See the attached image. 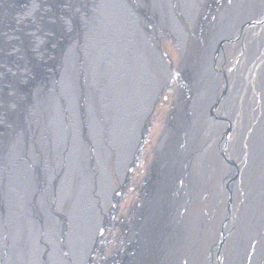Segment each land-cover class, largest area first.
<instances>
[{"label": "bare ground", "instance_id": "6f19581e", "mask_svg": "<svg viewBox=\"0 0 264 264\" xmlns=\"http://www.w3.org/2000/svg\"><path fill=\"white\" fill-rule=\"evenodd\" d=\"M123 1L131 11L129 24L121 22L110 33L106 29L116 20L112 15L115 0L102 8L104 43L112 49L115 61L111 62V81L101 95L103 114L90 107L94 113L91 138L97 153L90 158V148L79 138L83 134L79 116L73 115L77 118L72 131L74 144L61 137L60 141L63 151H73L76 174L66 182L61 177L64 171L56 172L66 182L57 193L63 199L56 211L67 216L75 213L79 223L75 241L87 245L86 258L94 240L87 237L93 229L94 236L97 234L98 221L112 204L113 177L120 181L116 185L126 181L125 187L142 162L139 149L147 118L154 116L162 91L174 77V63L163 57L160 49V42L171 38L180 53L178 63L195 51L201 66L196 70L201 72L193 76L192 96L182 95L176 86L170 89L174 100L148 154L151 159L142 162L146 166L141 181L134 186L129 212L144 208L147 218L155 215L166 220L157 229V241L168 252L166 264H184L185 260L186 264H202L203 255L196 245L213 241L199 239L200 244L195 237L215 235L217 228H222L221 234L205 264H264V67L257 66V56L263 54L257 48L264 43V28L257 26V16L264 9L260 6L264 0H225L221 6L216 0H133L131 5ZM146 2L149 21L144 8L139 12ZM209 20L206 28L211 33V58L203 50L197 52L196 31ZM112 35L113 43L106 37ZM222 42L223 48L213 57ZM113 45L119 49L115 51ZM227 48H231L228 53ZM70 86L74 88L73 83ZM181 157L187 159V166L179 162ZM96 168L100 173H94ZM92 214H97L96 220H91ZM68 229L62 227L59 237L64 239ZM37 234L39 240L40 230ZM146 237L156 239L154 231ZM57 241L56 248L54 241L39 244L35 264H49L51 258L53 264H71L64 243ZM220 251L221 260L214 259Z\"/></svg>", "mask_w": 264, "mask_h": 264}, {"label": "water", "instance_id": "95a60500", "mask_svg": "<svg viewBox=\"0 0 264 264\" xmlns=\"http://www.w3.org/2000/svg\"><path fill=\"white\" fill-rule=\"evenodd\" d=\"M110 1L60 0V10L53 7V13H50L47 8L52 6L48 0H0V46L1 43L5 46L0 47V264H35L39 244L49 245L54 241L56 248L58 239L64 243L71 264H166L168 252L157 241V229L166 220L155 215L147 218L144 208L136 213L129 212L133 203L122 205L130 188L129 184L124 187L126 181L124 185L113 183L112 207L110 211L107 208L98 221L97 234L101 231V239L89 263L87 259L89 261L92 247L85 258L87 245L75 241L79 224L75 213L71 211L67 216L56 211L63 199L57 193L73 178L71 174H76L73 151H63V141H60L61 137L67 144H74L72 131L77 118L73 115L79 116V131H83L79 138L90 148V158L97 153L91 138L94 113L90 107H96L95 112L100 114L101 95L111 81L110 67L115 61L112 49L105 46V35L101 30L102 8ZM216 1L218 6L225 2ZM133 2L128 0L129 5ZM9 4L21 8L12 11L7 7ZM143 8L149 21L147 2L140 13ZM130 12L123 0H115L112 15L116 20L106 32L114 31L121 22L127 26ZM39 18L46 24L44 32L54 35L44 48H41V42L46 36L34 25L40 22ZM53 19L58 24L56 30L49 22ZM210 20L196 31L199 38L197 52L203 50L209 57L211 33L206 27ZM33 31L35 33L30 34ZM106 37L113 43V35ZM119 42L120 38H117L118 46ZM222 48L223 42L217 46L213 57ZM113 49L116 51L119 47L113 45ZM199 62L200 57L195 51L186 55L174 67L176 74L174 72L167 89L176 86L182 95L192 96L193 76L201 72L196 70ZM104 98L106 100L105 95ZM73 144L70 145L73 147ZM91 161L95 162L96 158ZM179 162L187 166V159L181 157ZM58 170L64 171L61 177L64 176L65 183L63 178L56 176ZM94 173L100 171L96 168ZM74 178L80 186L78 176ZM77 200L75 197L74 201ZM96 217L97 214H92L91 220ZM61 226L69 228L64 230V239L59 237ZM39 230L41 237L38 240ZM108 230L115 234L113 239L109 238ZM150 231H154L156 239L146 237ZM94 233L93 229L87 240L90 236L94 238ZM141 234L146 236L139 237ZM62 255L64 257L65 253ZM182 256V260L185 259L186 252ZM183 263L186 264V260ZM49 264H53L52 258Z\"/></svg>", "mask_w": 264, "mask_h": 264}, {"label": "rangeland", "instance_id": "374dc122", "mask_svg": "<svg viewBox=\"0 0 264 264\" xmlns=\"http://www.w3.org/2000/svg\"><path fill=\"white\" fill-rule=\"evenodd\" d=\"M59 1L60 0H48V2L50 3V6H52L50 8L49 7L47 8L48 12L53 13V10H54L53 7H56L57 10L58 9L60 10V6L58 4ZM65 1H67V0H65ZM260 6H261V8L264 7V6H262V4H260ZM7 7L10 10H12V11L19 10V8H21V6L14 5V4H9V5H7ZM42 14H44V13H42ZM39 19H40V22H38L37 24H40V23L41 24L37 26V24L34 23V25L38 29V31H40V33H42V34H44L46 36L45 38L43 37L42 42L40 41L42 43L41 48H44L46 46V44H47V41L49 39L53 38L54 35L52 33L44 32V27L46 26V24H44V21H43L42 18H39ZM49 22L52 23V25L54 26V29L56 30L57 25H58L57 22H56V20H54V19L51 20V21L49 20ZM34 33H35V31L30 32V34H34ZM247 40H249V38ZM247 40H245V42H247ZM237 45H239V42L236 43V46ZM0 47H1V49L5 48L4 43H1V46ZM263 47H264V43L261 44L260 46H258V48H257V49L263 51V54L262 55L260 54V57L257 56V66H259V67H264V49H263ZM160 49H161L162 56L164 57V55H165L166 58H167V60L168 61H171L172 63H174L173 65H174V67H176L177 66V63L180 60V53L178 51V47L174 44V42L172 41V39L171 38H166L165 40H162L160 42ZM228 49L229 48L226 49V51H225L226 53L230 52V50H231V48L229 50ZM51 58H54V57L52 56ZM229 59H230V55H229ZM48 61H50V60H48ZM48 61L46 60V62H48ZM218 68H220V67L218 66ZM175 74H176V72H175ZM175 74H174V76H175ZM217 81L219 82V84L222 82V76L220 74H219V77L217 78ZM167 88L165 90H163L162 93H161V95H160L159 104H158V107H157V109H156V111L154 113V116L151 115V116H149L147 118V129L143 133V142H144V144H142V149L140 150L141 153L139 154L140 155V161H142V162L145 161V160H150L151 159L148 156V154L151 152V150H153L152 149V146L156 144V143L154 144V141H157V139L159 138V135L161 134V131L163 130V128L165 126L166 118H167V115L165 113L167 111H169V107H170V105L172 103V100H174V93L172 92V90H170V89L168 90ZM218 89L219 88H217V92H218ZM259 94L260 93L258 92V95ZM217 115H219V114H217ZM151 118H152V120H151ZM153 122H155V123L153 124ZM209 143H210V140H209L208 144ZM221 150H222V153L225 154L224 148H221ZM142 162L139 164V166H138L137 170L134 172V174H131V180H130V183H129V187L131 189L129 188L128 191H127V195H125L126 196L125 197V201H124V204H122L124 206L129 205L132 202V198H134V196H135L134 195V193H135V187L134 186L141 181L142 173L144 171V167L146 166V164L144 166L142 164ZM113 179H115L116 182L118 181V177H113ZM120 187L121 186H119V188ZM111 207L109 206V211H110ZM109 211L105 214V217L108 216ZM217 229H218V231H216L215 235L213 233H211V234H213L212 236H209L208 237V235H206L207 236L206 237L205 234H202L201 233L199 235H196L197 237H195V238H197V241L199 243H200L199 239L205 240L207 238L206 239V241H207L208 238H209L210 241H213V242H209L208 245H206V244L203 245V243L202 244L200 243L201 244L200 246L196 245L197 251L200 254L203 255V262H202V264H205L206 260L210 256V250H211V248L213 246H215L217 244V242H218V240L216 238H217V236L219 234H221V231H219V229L222 230V228H217ZM217 232H219V233H217ZM107 234H108L109 238L111 237L112 239H113V235H115V234H113V232H111V230H108L107 231ZM99 239H101V231L97 235L94 236L93 245H92V249H91L92 252L88 256V258H90V259H89V261L87 259V262L88 263L90 262L91 257L93 256V254L96 253L94 248L96 247V245L98 246ZM112 242L113 241L111 240V242L109 243L110 247L112 245ZM221 249H222V251L225 250L223 248H221ZM216 258H218V259L222 258V252L221 251L219 252L218 255H216L214 257V259H216ZM213 262H211V264H215L216 263V262L215 263H213Z\"/></svg>", "mask_w": 264, "mask_h": 264}, {"label": "flooded vegetation", "instance_id": "af4514ba", "mask_svg": "<svg viewBox=\"0 0 264 264\" xmlns=\"http://www.w3.org/2000/svg\"><path fill=\"white\" fill-rule=\"evenodd\" d=\"M262 19V20H261ZM259 24V25H258ZM257 26H263L264 28V9L261 11V13L257 16ZM258 96V93H257Z\"/></svg>", "mask_w": 264, "mask_h": 264}, {"label": "trees", "instance_id": "16d2710c", "mask_svg": "<svg viewBox=\"0 0 264 264\" xmlns=\"http://www.w3.org/2000/svg\"><path fill=\"white\" fill-rule=\"evenodd\" d=\"M170 41V40H169Z\"/></svg>", "mask_w": 264, "mask_h": 264}]
</instances>
